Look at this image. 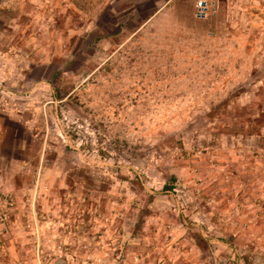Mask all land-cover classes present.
Masks as SVG:
<instances>
[{"label":"rangeland","instance_id":"1","mask_svg":"<svg viewBox=\"0 0 264 264\" xmlns=\"http://www.w3.org/2000/svg\"><path fill=\"white\" fill-rule=\"evenodd\" d=\"M0 0V264H264V0Z\"/></svg>","mask_w":264,"mask_h":264},{"label":"built area","instance_id":"2","mask_svg":"<svg viewBox=\"0 0 264 264\" xmlns=\"http://www.w3.org/2000/svg\"><path fill=\"white\" fill-rule=\"evenodd\" d=\"M204 0H201L200 3H199V10H200V14H202L204 12Z\"/></svg>","mask_w":264,"mask_h":264},{"label":"crops","instance_id":"3","mask_svg":"<svg viewBox=\"0 0 264 264\" xmlns=\"http://www.w3.org/2000/svg\"><path fill=\"white\" fill-rule=\"evenodd\" d=\"M3 124L5 125L4 119H3V116L0 115V129L3 127Z\"/></svg>","mask_w":264,"mask_h":264},{"label":"trees","instance_id":"4","mask_svg":"<svg viewBox=\"0 0 264 264\" xmlns=\"http://www.w3.org/2000/svg\"><path fill=\"white\" fill-rule=\"evenodd\" d=\"M262 141H264V138H263V140Z\"/></svg>","mask_w":264,"mask_h":264}]
</instances>
